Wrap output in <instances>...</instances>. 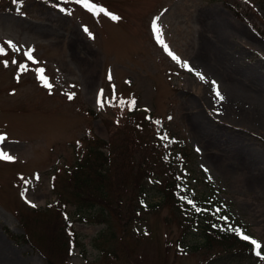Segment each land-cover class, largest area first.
I'll use <instances>...</instances> for the list:
<instances>
[{"label":"rangeland","instance_id":"obj_1","mask_svg":"<svg viewBox=\"0 0 264 264\" xmlns=\"http://www.w3.org/2000/svg\"><path fill=\"white\" fill-rule=\"evenodd\" d=\"M90 2L120 19L60 0H23L18 15L13 0H0V45L7 48L11 41L21 47L16 65L11 64V51L0 57L9 60L8 67L0 63V134L7 137L2 147L15 157L13 162L0 161V264H46L45 245L36 246L39 252L9 235H27L17 216L43 229L27 217L39 222L42 212L57 202L54 170H60L62 188L65 171L83 151V137L93 134L106 141L115 122L128 116L127 103L123 108L100 107V90L106 98L115 90L118 99H135L152 113L156 129L184 143L195 158L184 171L186 182L197 195L214 192L264 251V162L254 158L256 152L264 154V0ZM153 21L168 49L209 83L168 55L155 38ZM29 48L38 64L24 58ZM19 63H27L29 71L20 73ZM37 67L45 69L51 90L37 79ZM212 80L219 85L222 101L212 92ZM73 92L74 98L68 99ZM248 112L254 118L246 119ZM131 119L120 122L132 126ZM250 147L255 152L250 153ZM21 177L30 183L25 185ZM148 183L147 201L153 207L143 219L120 226L118 219L110 222L119 231L118 241L126 236L125 253L117 243L116 253L103 258L93 239L105 231V224L80 222L71 217L74 207H68L76 242L68 256L62 253L54 261L127 264L131 253L145 264H201L193 250L186 254L178 248L186 240L187 245L199 243L200 236L187 230L189 224L181 216L153 204L160 195Z\"/></svg>","mask_w":264,"mask_h":264},{"label":"trees","instance_id":"obj_2","mask_svg":"<svg viewBox=\"0 0 264 264\" xmlns=\"http://www.w3.org/2000/svg\"><path fill=\"white\" fill-rule=\"evenodd\" d=\"M225 5L231 8L226 2ZM233 13L235 17H240L238 12ZM126 115L120 121L132 118V126L115 122L110 135L108 131V140L93 134L83 137V151L75 165L65 171L62 188L58 186L60 170H54L52 188L57 202L46 208L45 213L42 212L41 216L44 217L39 222L34 221L35 217H27L32 223L42 224L43 229L27 224L24 217L16 215L27 235L9 237L36 250L37 245H45L47 251L42 254L46 264H58L54 260L62 253L63 257L68 256L72 244L76 242L69 220L77 217L83 223L105 224V231L93 239L103 258L116 253L117 243L125 253L128 246L126 236L118 241L119 231L114 230L110 222L118 219L120 224L117 225L120 226L122 222L132 223L143 219L145 212L153 207L148 202L149 180L160 195L159 201L153 204L165 207L176 217L181 216L189 224L187 230L194 229L201 238L199 243L192 245H187V240L184 241L185 245L179 243V251L184 250L187 254L193 250L201 264H264L250 242L242 241L233 231L221 230L226 226L217 215L197 214L180 199L187 196L200 208L221 207L219 215L227 216L229 224L240 228L245 234V228L229 212V206L218 200L214 192L207 196L197 195L186 182L184 171L195 162L193 152L176 138L168 137L166 143L158 139L150 126L151 113L143 111L140 105L128 109ZM181 188L187 191L182 192ZM65 189L66 195L63 194ZM68 207H74L71 217L66 211ZM260 251L264 256L262 248ZM127 264L145 263L128 253Z\"/></svg>","mask_w":264,"mask_h":264},{"label":"snow or ice","instance_id":"obj_3","mask_svg":"<svg viewBox=\"0 0 264 264\" xmlns=\"http://www.w3.org/2000/svg\"><path fill=\"white\" fill-rule=\"evenodd\" d=\"M13 3L17 4V14L19 15L22 11V6H23V0H13ZM61 4L68 5L70 3H75L77 5H82L84 8H86L89 12H92L94 14L98 13H103L106 16H109L112 20H119L120 18L108 11H106L104 8H97L95 4L91 3L90 0H60ZM59 11L62 13H66L68 15H72L71 11L67 10L64 7H60ZM159 19V18H157ZM153 31L155 33V38L156 40L165 48V50L168 52V55L176 61L178 64L181 65L184 69H186L189 72H194L197 75V77L205 83H209V81L206 79L203 73L194 70L191 65L187 61H181L180 57H178L176 54H174L173 51L168 49V46L164 44L161 35H160V30L157 27L156 21H153ZM83 31L85 33H88V35L91 37V33L87 27H84ZM7 43V48L4 46L0 45V57H7L9 55V51L13 53L14 55L12 56L11 59V64L16 65L18 61L15 58V55L20 54L21 52V47L17 46L16 44L12 43L11 41L6 42ZM34 49H27L26 51L23 52L24 58L31 62L32 64H38L39 61H37L34 58L33 55ZM0 63L3 64L4 67L9 66V60L8 59H0ZM18 71L20 73H24L26 71H29V66L27 63H19V68ZM35 72L37 74V79H39L43 86L45 88H48L51 90L52 85L48 82L47 78L44 76L45 69L37 67L35 69ZM108 79L111 81L112 75L109 73ZM17 80H19V76H17ZM211 84V89L214 95L218 100H223L224 97L222 96L220 90H219V85L215 80L210 81ZM72 87H75L74 85ZM68 99H73L75 96V93H68ZM97 103L100 107H104L105 104L111 105V106H120L121 108L124 107V105L127 103L129 105V110L135 107L136 101L135 99H132L130 101H125L123 99H118L117 96L115 95V90H113V95L110 98H106L104 96V91L100 90V93L98 94V100ZM171 119V117H169ZM158 123V122H157ZM169 138L166 135L161 136L162 141H167ZM7 140L6 135L0 134V161H8V162H13L15 160V157L13 155H10L2 146L4 145L5 141ZM199 151V149H197ZM22 180H24L23 177H21ZM36 179H39V177H36ZM211 179V177H209ZM25 185L29 184L30 181L24 180ZM25 191H27V188H25ZM181 191H187L185 188H181ZM181 200H183L186 204L190 206V209L195 211L197 214L200 213H212L217 215V217L224 223L226 226L225 228H222L221 230H227V231H233L235 234L242 240V241H247L250 242L252 246L257 250L256 255L259 257L261 260H264V256L261 255V243L258 242L257 239H253L250 235L244 234V232L238 228V227H233L231 224L228 222V217L227 216H220L221 212V207H216V208H200L196 205V203L192 200L189 199L187 196H181ZM30 203V206L35 208L37 205L35 203H32L30 201H26ZM67 218V217H66ZM214 227H217V225H214ZM147 235V233H145Z\"/></svg>","mask_w":264,"mask_h":264},{"label":"bare ground","instance_id":"obj_4","mask_svg":"<svg viewBox=\"0 0 264 264\" xmlns=\"http://www.w3.org/2000/svg\"><path fill=\"white\" fill-rule=\"evenodd\" d=\"M210 100H211V98H210ZM244 117L246 119L250 120V119L254 118V115L252 113L248 112V113H246V116H244ZM232 142H233V144H239L240 141L237 140V139L236 140L233 139ZM240 145H242V144H240ZM250 149H248L250 153L251 152H255L251 147H250ZM254 158L257 159V160H261V162H264V154L261 153V152H258V153L256 152V154L254 155ZM232 177L237 178V175L235 173H232Z\"/></svg>","mask_w":264,"mask_h":264}]
</instances>
